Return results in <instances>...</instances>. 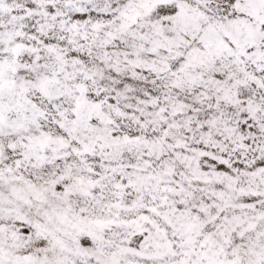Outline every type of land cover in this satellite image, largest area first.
<instances>
[{
    "label": "rangeland",
    "instance_id": "374dc122",
    "mask_svg": "<svg viewBox=\"0 0 264 264\" xmlns=\"http://www.w3.org/2000/svg\"><path fill=\"white\" fill-rule=\"evenodd\" d=\"M0 264H264V0H0Z\"/></svg>",
    "mask_w": 264,
    "mask_h": 264
}]
</instances>
